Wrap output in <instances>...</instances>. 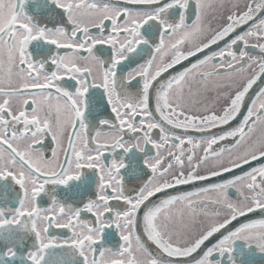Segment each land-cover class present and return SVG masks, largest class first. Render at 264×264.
I'll use <instances>...</instances> for the list:
<instances>
[{
  "label": "snow or ice",
  "instance_id": "snow-or-ice-1",
  "mask_svg": "<svg viewBox=\"0 0 264 264\" xmlns=\"http://www.w3.org/2000/svg\"><path fill=\"white\" fill-rule=\"evenodd\" d=\"M261 80L264 0H0V264H262Z\"/></svg>",
  "mask_w": 264,
  "mask_h": 264
},
{
  "label": "flooded vegetation",
  "instance_id": "flooded-vegetation-1",
  "mask_svg": "<svg viewBox=\"0 0 264 264\" xmlns=\"http://www.w3.org/2000/svg\"><path fill=\"white\" fill-rule=\"evenodd\" d=\"M190 22L191 21H189V23ZM241 30H243V29H241ZM221 46H223V42H221ZM212 50H215V46H213ZM253 51H254V53L256 55H259L258 50H253ZM204 54H207V50L203 54L198 53L196 57H190L187 61H182L180 64L175 65L172 69L168 70V72L165 74L164 78L166 79L167 76H171V75H173V74H175V73H177L179 71H182L183 68L188 67L196 59H200L202 57V55H204ZM262 86H264V80L258 81L257 84L254 85V87L250 90V92L248 93V95H247V97L245 99L244 104L242 105L241 114H240V116L237 119H235L234 121L230 122L229 125L222 126L221 129H215L213 131L214 132H219L221 130H228V128H230V127L237 126V124L239 123L240 118H242V115L247 111V107L251 103L252 98L255 96L256 92H258L259 88L262 87ZM221 91H227V89H221ZM215 96H216V92L215 91H209L208 94H207V98H208L209 101L213 100L215 98ZM189 134H191V135H199L198 133H194V132H190ZM156 135L158 137V130L156 132ZM66 143H67V137H65V144ZM52 147H53V145H52V142H51V138L49 137L45 141V152H46V155L49 156V157L51 156V148ZM59 155H60V158H62L63 157V152L61 151ZM256 163L257 162H253V165H250V166H255ZM258 163H264V160H261ZM250 166H244L241 169L234 170L233 173H226L223 176L218 177V178H212V179H210L208 181H204V182H197L195 185L182 186L179 189L167 190L165 193L157 194L153 199L159 200L160 198H162L165 195L174 194L176 191L192 190V188H194V187H202V186H205L208 183H215V182H218L219 180L227 179V178L230 177V175L239 174L240 172L247 171L248 167H250ZM144 179H146V177H144ZM134 184H139V181H130L128 186L131 188ZM92 191L93 192L95 191L94 186H93ZM46 199L47 198H45V200ZM41 206L42 207L46 206V204L42 202ZM83 218L87 219V218H89V215L85 213ZM260 218H264V213L260 212L259 210L255 211L253 213H249L245 217L237 218L236 221H232L231 225L229 226V230H231V228H234V227L238 226L240 223L246 222L247 220L260 219ZM201 219H203V217H201ZM50 234L51 235L60 236V237H66L68 235L67 230L54 229V228L50 230ZM143 238H144L145 243L147 244V246L150 248V250L155 252L156 251L155 246L150 241H147L146 237H143ZM216 238H219V236L217 235ZM210 242H214V241H210ZM210 242H206L205 246H207V244L210 243ZM26 243H27V245L30 246L31 243H32V240L29 239V240L26 241ZM195 258H197V254H193V259H195ZM257 260L258 261L260 260L259 255H257ZM262 264H264V262H262Z\"/></svg>",
  "mask_w": 264,
  "mask_h": 264
}]
</instances>
